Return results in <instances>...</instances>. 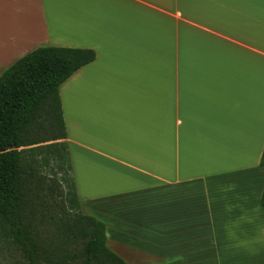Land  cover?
<instances>
[{
  "label": "crops",
  "instance_id": "1",
  "mask_svg": "<svg viewBox=\"0 0 264 264\" xmlns=\"http://www.w3.org/2000/svg\"><path fill=\"white\" fill-rule=\"evenodd\" d=\"M40 47L95 54L59 99L112 252L264 263V0H0V76Z\"/></svg>",
  "mask_w": 264,
  "mask_h": 264
},
{
  "label": "trees",
  "instance_id": "2",
  "mask_svg": "<svg viewBox=\"0 0 264 264\" xmlns=\"http://www.w3.org/2000/svg\"><path fill=\"white\" fill-rule=\"evenodd\" d=\"M94 60L91 50L40 47L0 76V264H126L107 247L105 225L94 217L77 212L45 219L44 213H37L28 189L32 174L19 151L38 144L32 137L43 132L38 124L43 117L48 120L52 110L61 124L60 134L52 138L66 140L59 87ZM62 147L70 172L66 145ZM71 185L74 197L69 204L81 210L72 177ZM261 205L264 208V191Z\"/></svg>",
  "mask_w": 264,
  "mask_h": 264
},
{
  "label": "rangeland",
  "instance_id": "3",
  "mask_svg": "<svg viewBox=\"0 0 264 264\" xmlns=\"http://www.w3.org/2000/svg\"><path fill=\"white\" fill-rule=\"evenodd\" d=\"M47 119L43 117L42 123H39L40 120L36 122L39 123L38 125L43 131L41 134L39 133L40 135L33 136L34 131L36 134V127H33L32 139L35 138L38 144L19 149L22 151L24 167L32 174V180L28 185L32 197L31 203L37 207V213L40 211L45 214V219L58 218L63 213L71 215L79 212L82 215H88L90 212L69 204V201L73 200L74 194L71 189V174L67 170L65 152L62 147L63 140L57 139V137L52 138V135H59L61 132L58 112L52 110ZM36 195L40 198H37ZM41 203L43 206L38 208ZM236 263L247 264L246 262H224L223 264Z\"/></svg>",
  "mask_w": 264,
  "mask_h": 264
}]
</instances>
